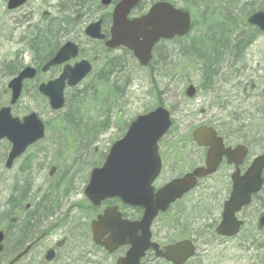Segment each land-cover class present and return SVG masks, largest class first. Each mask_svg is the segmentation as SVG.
<instances>
[{
	"label": "flooded vegetation",
	"instance_id": "obj_1",
	"mask_svg": "<svg viewBox=\"0 0 264 264\" xmlns=\"http://www.w3.org/2000/svg\"><path fill=\"white\" fill-rule=\"evenodd\" d=\"M9 1L10 0H4L5 10L14 21L16 20L15 23L18 24V19L22 18L23 21H25L24 23L29 24V14L24 15L22 11L25 10V6L28 4L29 0H25L23 4L14 9H8ZM120 1L121 0H111L108 6H102L100 0L97 8L107 9L109 12L104 13L97 20L89 23L85 28H83V24L80 25L79 23V19L84 14L82 11L84 6L79 13L74 14V17L72 16L73 22L69 21V19H62L59 17L50 18L47 21L42 19L44 23L39 21L34 28L45 31L54 29L53 35L57 36L56 41H54L50 47H46L45 45V49L48 50L47 53H50V55L43 58L42 55H36L34 53L35 64L26 66L15 59V57H17L16 54L13 55L12 59L9 57L8 62H0V198H7L6 204L0 209V264H75L77 249L74 245L79 239L84 243L87 242L91 245L93 251L101 253L106 259L115 258L114 264H117L120 259L125 257L127 251L130 249V245H118L111 251L106 249L104 243L110 242L111 240V234L107 232L108 229L116 225L119 227V230H116L113 234L115 241L118 240L119 236L124 237L125 241L128 240L127 235L135 239L142 237L141 230L125 231L128 224L134 225L141 221L143 209L140 206L128 205L119 197L104 198L95 204L84 194L89 184L90 173L102 167L111 146L101 164L97 167L95 166L88 169L87 177L83 183L81 177H79L80 173L77 171V161L71 166L62 167L57 165L59 167L57 168L51 162L47 163L46 161H39L36 159L46 158V154L52 150H57V147L67 149L73 147L71 154L74 151V145L64 146L60 144L62 138L61 114L50 112L49 100L40 92L41 86L57 80L66 68L72 69L75 65L86 62L90 65L92 70L80 85L71 90V93L73 94L83 83L87 81L91 82L92 79H96L95 77L101 72L106 78V83L111 87V91L105 93V100L109 106L107 114L115 110L121 113L125 104L123 89L127 86L125 83L122 84L121 81L122 71L125 70L124 54L128 53L131 59L137 64V67L143 70L150 68L153 73V68L151 69V67L153 65V59L155 60L156 57V50H158L159 46H164L166 43L171 44L174 41L177 42L185 38L187 40L189 34L195 29L196 25L205 20L201 15H197V11L192 13L186 10L193 17L192 26L190 28L191 31L186 34V37L172 38L156 43L151 50L150 61L147 65L141 66L134 58L133 54L127 49L123 47L114 49L107 47V43L111 40L112 13L114 7ZM158 2L170 3L175 7L172 0H140L131 10L128 19L133 20L145 15L151 6ZM84 4L86 5V2ZM197 16L201 20H198ZM71 23H73L74 26L71 25ZM91 25L97 26L98 35H101L102 39L86 35L85 31ZM30 27L31 24L28 25L27 29ZM69 36L71 39L65 40ZM21 37L23 41L28 39L26 36ZM30 40L28 39L26 45H22L23 53L25 50L30 51ZM66 43H71L76 46L78 51L77 57L70 59L61 66L50 67L46 71H43L46 64L51 61L54 55ZM84 45H96L97 47L89 50ZM184 54H186V51ZM185 60L190 63L188 59ZM98 62H103L102 67L95 70V65ZM183 65L185 64H182V68ZM190 67V64H186L187 69ZM102 68H104V70ZM26 69H31L33 75L31 78L23 77L18 85L16 81ZM52 71L56 72V75L45 81L43 78L47 77ZM124 72L126 73V71ZM125 73H123L124 77H126ZM220 74L221 71L218 73V76H220ZM112 78L113 81H111ZM4 80H6L7 83H4ZM233 83H235V81ZM102 86L104 87L103 84ZM189 86L192 85L189 84L188 87ZM12 87L19 88L17 95ZM192 88L193 95L189 98L187 97L188 99L194 98L197 93L198 95L200 92L204 93L205 89H211V87L204 86V82H201L198 90H196L194 86ZM67 91L68 90H66V92ZM251 96L253 97V95ZM24 97H27V99L31 101L32 108L26 106L22 107L20 103ZM202 98L203 101H206L205 97ZM120 100L123 102L122 105L119 103ZM159 107H163L168 111L171 120L170 129L162 138V140H164L167 136L170 137L174 133V129L172 128V110L174 109L172 108V110H169L162 102L156 103L155 108L151 111L137 115L131 122L138 116L146 115ZM44 113L45 116L48 115L49 118L53 115L55 116V128L52 127L47 116L44 118ZM118 113L114 114L115 117L112 119L113 122H111L110 117L104 116L106 117L103 119L104 121L102 120L104 125L101 129H96V131H101L103 133L106 129L111 128L116 121L118 128L120 127L119 131L122 132L121 125L124 126V123L122 117L117 115ZM32 115L35 116L36 121L41 125L36 126L37 131H42L43 135L39 140L25 147L24 145L27 137L23 124L24 120ZM129 124L125 127L122 136L128 129ZM199 128H207L215 132L216 137L222 140L223 154L221 155L220 162L216 167L214 175L196 179V187H194L190 193L180 201L171 205L166 212L159 213V215L154 218L149 228V241L151 244L157 246L158 251L166 252V248L169 246L186 240L194 244L192 240L186 238L181 241H175L169 240L168 237H163L160 231L155 227V222L156 220L168 216L172 208L185 206L183 203L186 197L195 193L197 188L204 184V181L215 178L223 170H227L228 172L230 170L231 172L228 174L227 178L221 177V179L217 180V183L220 182L226 185L225 192L229 188L228 193L230 195L232 190L231 177L236 172V168L232 165L233 163L228 164V157L225 152H232L238 146H243L247 150V158L243 161V170H241V172L244 171L250 151L249 144H229L227 139L222 136L220 131L216 130L213 125L200 124L197 127L195 126V128L189 126L183 138H180L179 133H176L172 137L171 140L174 143L163 147L160 146L162 140L157 143L162 166L157 179L153 183L154 191H158L174 180L184 178L197 168H204L206 166L209 148L199 146L193 138L194 133ZM49 131L54 132L55 143L45 145L43 143L46 141ZM122 136L115 141L122 138ZM192 153L194 155L193 159H197V162L194 166H190V168L186 170V165L191 163ZM38 154L41 157H38ZM254 158H252L251 162ZM74 168H76V170H74ZM241 174L242 173H240V175ZM37 176L38 178L36 179ZM263 186L264 179L261 191L263 190ZM72 196L73 198H70ZM201 196L204 195L201 194ZM74 211L78 212L79 219L80 221H84V224L71 223ZM222 212L223 208H221V215ZM221 215L219 222H221ZM100 218L104 219L102 223L99 222ZM69 219L70 221H68ZM94 224L95 226L98 224L95 228L97 235H100L98 243L94 241ZM155 260L167 262L164 259L157 258L154 249L149 248L140 260V264H147L149 261ZM167 263L171 264L170 262Z\"/></svg>",
	"mask_w": 264,
	"mask_h": 264
},
{
	"label": "rangeland",
	"instance_id": "obj_2",
	"mask_svg": "<svg viewBox=\"0 0 264 264\" xmlns=\"http://www.w3.org/2000/svg\"><path fill=\"white\" fill-rule=\"evenodd\" d=\"M99 1H86V6L82 10L84 14L79 19L83 28L104 13L109 12L107 9L97 8ZM189 1L172 0L174 5L179 8L185 5L187 7ZM66 2L68 1L29 0L25 10H22L24 15L29 14L28 19L31 27L27 29L29 24L24 23L22 18L18 19L19 22L16 24V20L14 21L5 10L4 0H0V62H8L9 57L12 59L13 55L16 54L15 59L21 64L25 66L35 64L34 53L31 50H25L23 53L22 45H26L28 39L32 38L30 34L39 21L58 18L60 16L58 12H62V10L68 12L69 7L73 5V0L68 5ZM228 2L223 1L232 18V21L226 25V33L228 30L231 31V46H234L235 41L238 40H243L244 43L241 44L240 52L235 54L234 51V57L231 53L232 56H227L229 52L226 54L222 52V55H225H221L216 64L217 73L213 78L205 80L207 75L202 71V62L188 53L189 45L205 34L204 21L196 25L186 42L174 41L171 44L166 43L164 46H159L151 67L153 73L150 68L143 70L137 67L130 55L125 53L124 71L126 73L122 71L121 81L127 86L124 87L125 90L123 89L124 97L123 95L122 97L125 104L122 112L118 113L115 110L110 115L105 112L92 111L83 114V117H87L92 122L91 124H97L101 128L104 125V118L110 117L111 122H113L114 114L118 113L117 115L122 117L124 123V126L121 125L122 132L119 131L120 127L118 128L115 121L112 127L103 133L95 129L96 136L89 146L90 150L87 148L84 150L85 148H82L80 143L76 141L72 154L73 147L71 149L57 147V150L47 153L46 158L36 159L47 163L51 162L59 168L57 165L68 166L78 154L77 171L80 173L79 177L83 183L87 177L88 169L101 164L109 147L122 136L125 127L137 115L151 111L155 108L156 103L162 102L169 110L174 109L172 110L174 133L162 140L161 147L174 143L171 139L176 133H179L180 138H183L189 126L195 128L200 124L213 125L227 139L229 144L250 145L249 156L246 165L244 164L246 168L252 158L264 153V33L245 25V19L253 12L261 11L264 8V0H228ZM196 11H199L198 16L201 15L202 10ZM66 12L65 16L69 17ZM198 16V20H201ZM211 34L213 35L212 32L208 35L210 39H212ZM21 36H26L28 39L23 41ZM67 39H71V37L69 36L65 40ZM84 46L89 50L97 47L96 45ZM185 46L186 57L181 53ZM202 49L203 52L210 51L207 46ZM185 59H188L190 63ZM102 64L103 62H98L95 65V70L101 68ZM182 64H185L183 68ZM186 64H190L191 67L187 69ZM220 71L221 74L218 76ZM123 73L126 74V77L123 76ZM55 75L56 72L52 71L43 79L46 81ZM6 80L4 83H7ZM234 81L235 83H233ZM201 82H204V86L211 87V89H205L204 93L200 92L199 95L197 93L194 98L188 99L185 96L188 85L190 84L198 90ZM72 95L70 91L65 93L67 103H72ZM202 97H205L206 101H203ZM119 103L123 104L121 100ZM20 104L22 107L32 108L31 101L27 97H24ZM43 116L49 118L48 115L45 116V113ZM48 120L55 128V116H51ZM229 124L230 126H228ZM49 143H55L53 131L48 132L43 144L49 145ZM81 150L82 152L79 154ZM193 157L192 153L191 163L186 165V170L197 162V159H193ZM73 164L75 163L73 162ZM230 172V170L229 172L223 170L215 178L204 181V184L197 188L195 193L186 197L183 203L185 206L172 208L168 216L155 222V227L163 237L175 241L186 238L194 242L196 254L187 264H264V226L261 229L258 228L259 218L264 214V186L251 206L238 215V219L244 222L243 229L238 236L233 239H221L215 235L214 230L220 220L222 203L229 196V188L225 192L226 185L217 183V180L221 177L227 178ZM6 202L7 198H0V209ZM186 215L189 217L187 226L186 220L188 218ZM71 223L84 224V221H80L77 211L73 212ZM74 247L77 249L75 264L115 263V258L106 259L101 253L93 251L91 245L87 242L84 243L81 239L77 241ZM147 264L168 263L155 260L149 261Z\"/></svg>",
	"mask_w": 264,
	"mask_h": 264
},
{
	"label": "water",
	"instance_id": "obj_3",
	"mask_svg": "<svg viewBox=\"0 0 264 264\" xmlns=\"http://www.w3.org/2000/svg\"><path fill=\"white\" fill-rule=\"evenodd\" d=\"M111 0H102L103 6H108ZM139 0H121L112 13L111 40L107 47L114 49L120 46L131 51L141 66L147 65L151 58V50L159 40H169L175 37H184L190 30L191 18L189 13L172 7L168 3L158 2L154 4L145 16L131 21L127 20L130 11ZM25 0H10L8 9H14ZM250 26L264 32V10L254 13L246 19ZM86 35L102 39L98 35L96 25L89 26ZM94 35H93V34ZM77 56V48L71 43H66L46 64L43 71L50 67L59 66ZM91 68L86 62L74 66L73 69H65L58 80L40 87V92L49 99L51 110L58 111L64 106L63 90L65 82L69 87L78 85L90 72ZM31 69H26L20 78H31ZM17 85V86H18ZM16 92L18 87H12ZM186 95H193V88H188ZM36 126H41L35 116H29L24 120L23 128L27 137L25 147L42 137V131L38 132ZM170 126L169 113L163 107H159L146 115L138 116L132 122L122 139L117 141L110 149L104 165L101 169L93 170L85 189V196L97 204L104 198L119 197L125 203L132 206H140L143 209V217L138 224L130 225L125 231L141 230V238H132L127 235V241L119 236L115 241L113 234L119 227L112 226L107 232L111 234L110 242L104 243L106 249L111 251L118 245H130L124 258L117 264H140L145 252L153 248L157 258H162L171 264H185L195 254L193 244L186 240L166 248V252L158 251L157 246L150 243L149 228L159 212L164 213L168 206L180 199L185 193L194 188L196 179L203 178L215 172L223 154L221 139L215 137V133L207 128L198 129L193 138L199 146L208 147V156L204 168L195 169L192 174L184 178L172 181L156 193L151 187L160 170L157 142L167 132ZM228 164L236 166V172L232 175V192L228 201L223 205L221 222L215 232L218 236L228 238L235 236L242 223L237 221L235 214L250 203L252 195L258 193L261 188V174L264 169V155L256 158L246 172L240 176L238 167L242 164L247 151L243 147H237L234 151L225 152ZM106 217V216H105ZM103 217V218H105ZM103 218L99 222H103ZM264 224V217L260 219V227ZM98 225V224H97ZM94 230V241L99 242L100 235ZM113 244V245H112Z\"/></svg>",
	"mask_w": 264,
	"mask_h": 264
},
{
	"label": "trees",
	"instance_id": "obj_4",
	"mask_svg": "<svg viewBox=\"0 0 264 264\" xmlns=\"http://www.w3.org/2000/svg\"><path fill=\"white\" fill-rule=\"evenodd\" d=\"M67 1L68 2H66V5H68L71 0ZM223 1L228 2V0H190L187 7L186 5L182 7L184 10H189L192 13L200 9L202 10L201 16L205 18L203 22L205 34L194 40L188 47L189 53L192 54V57H196L202 62V71L207 75L205 80H210L217 73L215 67L220 60L222 52L225 54L226 52H229L227 56H232L230 53L233 54L234 51L235 54L240 52L242 49L241 44L244 43L243 40H238L235 41L236 43H234V46H231V31L228 30L226 33V25L232 21V18L229 14L227 6H225ZM85 2L86 0H73V5L69 7L70 10L68 12H66V10L58 12L60 14L59 18L69 19V21L73 22L72 19L74 14L79 13L81 8L86 6L84 4ZM65 12L69 17L65 16ZM71 25L74 26L73 23H71ZM53 32L54 29L45 31L40 30L39 28H33L32 33L30 34L33 38L30 40V50L36 55H42L43 58L48 57L50 53H47L48 50L45 48L48 46L50 47L51 44L56 41L57 37L53 35ZM211 32L213 33V35L211 34L212 39L208 38V35ZM178 41L186 42V38ZM206 46L208 50H210L209 52H203L202 48ZM183 50L182 55L186 57V54H184L186 51V46ZM235 54H233V57ZM102 69L104 70V68ZM95 78L96 79H92L91 82H85L82 84L81 88H78L76 91H74L72 103H67L66 101L64 109L59 112L61 114V144L64 146L74 145V143L77 141L80 143L82 148H85L84 150H86V148L87 150H90L89 146H91L96 136L95 129L99 130L102 128H100V126L97 124H91L92 122L87 117H83L84 113H89L92 111L105 113L108 112L109 106L105 100V93L110 92L111 87L108 85V83H106V78L101 74V72L98 73V76ZM102 84L105 88L102 86ZM228 126H230V124ZM81 152L82 150L79 152V154ZM86 153L88 152L86 151ZM77 155L69 163V166H71L73 162L79 160ZM37 156L39 157L40 155L38 154ZM186 217L188 218V220H186L187 226L189 217L188 215H186Z\"/></svg>",
	"mask_w": 264,
	"mask_h": 264
},
{
	"label": "bare ground",
	"instance_id": "obj_5",
	"mask_svg": "<svg viewBox=\"0 0 264 264\" xmlns=\"http://www.w3.org/2000/svg\"><path fill=\"white\" fill-rule=\"evenodd\" d=\"M263 217H264V214H263ZM264 225V224H263Z\"/></svg>",
	"mask_w": 264,
	"mask_h": 264
}]
</instances>
